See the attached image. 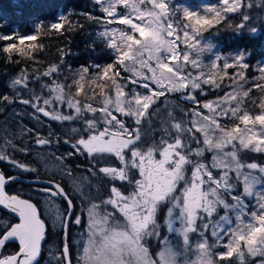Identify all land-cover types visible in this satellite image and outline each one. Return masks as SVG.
<instances>
[{
  "label": "rangeland",
  "instance_id": "obj_1",
  "mask_svg": "<svg viewBox=\"0 0 264 264\" xmlns=\"http://www.w3.org/2000/svg\"><path fill=\"white\" fill-rule=\"evenodd\" d=\"M91 1L95 2V0ZM166 2L169 3L170 0H166ZM116 4L127 5V8L123 6L117 8V12L121 16L128 13L130 15H127L126 23H116L122 27L120 31H115L111 25H105V28H109L115 36L118 47L121 46L117 51L123 52V56L118 57L122 61L120 68L117 69L120 75L119 77L115 76L118 81L111 83L110 92L90 100L89 95L91 93L87 97L85 96L87 94L81 91L79 93L76 92L77 94L74 96L69 95L71 90L69 92L66 91L67 82L65 80L63 87L60 84H54L55 86L51 87L49 81L46 82L45 79L40 78L36 80L37 87L34 89L31 87L29 91L30 93L35 91L33 93L35 97L33 98L32 96L33 100L35 101L43 97L44 100L41 102L40 107L45 108L56 102L57 104H64L65 116L71 118L70 121H66L69 125L66 128L72 132V128L77 129L73 121L79 122L81 126L84 125L85 121H92L93 126L97 125L98 121L107 122L114 109L117 112L122 109L137 111L136 101L139 98L132 94L138 92L141 96H147L149 89L141 86L145 82L149 84V88L153 91L165 88L169 90H182L184 85L189 82L187 76L189 73L192 76L203 73L204 76L199 78H206L220 83L219 88L208 84L209 89H214L215 96L203 102L219 100L228 93H230V96L226 100H222L220 106L211 105L208 109H203L200 106L195 107L194 104L182 99L186 95V92H166L164 96L159 98L157 104L149 109L150 114H155L150 115L139 126L141 140L134 147L142 151V154L148 156L157 153L160 147L164 148L166 144H171V147L175 148V151H181L182 155L186 156V162L190 164V177L195 172L197 178L196 195L191 198L197 200V205L212 206L215 202L219 201L226 204L229 208H232L234 205L236 206L234 211H226L223 207H220L212 218L213 220H218L224 216L230 217V223L224 226L223 231L232 234L233 243H235L236 239H248L251 242L252 238L264 237V180L261 179L264 176V167H261L259 172H254L250 168L245 167V164L252 162L240 161L239 155L244 152L252 153V151L240 150L238 145L241 137L246 142L257 141L261 136H264V128L261 127V123L258 120L245 119L241 122L239 119L231 118L230 115L219 118L223 127H218L216 124L217 117L223 115L226 110L229 112L237 110V117L244 116L247 111L253 118L256 115L262 114V110L260 106L255 108L250 103L244 102V96L239 84L233 83L232 85V80H227V78L217 80L214 79L213 75H210L217 55L213 53L212 46L207 41H203L205 38H202V33L199 34L197 30L204 27L201 26L199 20H196V16H203L205 14L194 12L192 11L193 9H184L180 12H174L175 17L173 18L171 15V20L170 18L168 19V15L162 16L159 14V4H156V7L153 8L148 3V0H110L109 15H112L116 11L114 7ZM99 6L102 7L100 4ZM211 7L223 11L225 5L223 4V0H219L217 5ZM185 10L193 15L196 14V16L192 18L185 17ZM152 13H155V15ZM258 13L263 16V23H261L263 28L264 6L258 9ZM176 15L185 17V19L193 24V28L191 30L185 29V23L183 22V31H179V17ZM243 15L247 14L240 13V23H244L242 20ZM248 16L249 20L245 22L246 28H243L245 33L255 30L251 25L255 23L258 25L252 15ZM133 18H136L137 24L129 27ZM169 23L172 24L174 29L173 36L171 35L172 28L168 26ZM87 32L86 36L90 39L99 36L98 34L100 33L97 31ZM134 32H139V36L136 34L137 37L135 39L133 38ZM108 50L109 55L114 54L112 57L115 62V58H117L116 53L110 49ZM193 60L196 61V68L192 67ZM62 70L63 74L61 75L64 78L69 77V84L72 85L75 82L77 88L81 89L83 87L84 83L82 79H78V72L72 71L71 73L70 69ZM69 72L71 73L70 75ZM18 77L20 75L16 74L15 77L8 78L10 79L8 82L10 95H8L6 101L7 105L10 102L13 104L14 98H19V96L28 92L27 88L20 85H17L15 88L11 86L12 82ZM76 79H78L79 83H76ZM132 80H136L138 83L134 84ZM45 83L49 84V87L53 91L50 92L47 88L43 87ZM204 85L206 84H203L202 87ZM42 87L43 89L45 88V95L38 93ZM234 97L235 99H233ZM149 100L150 98L144 101L141 110L147 105ZM180 102L188 105L186 110L179 108ZM67 107L78 108L79 112H73ZM156 109H159V111L156 112ZM194 109H198L202 114L196 113L192 115ZM169 112L173 114L177 121H180L179 127L172 124V120L168 115ZM14 113L18 115L23 114L18 106H12L8 110H4L3 114H0V150L4 152L11 147L9 138L14 128L12 121ZM113 114L118 119L125 120L129 127H136L131 118L123 117L116 112H113ZM236 125H239V130L234 127ZM17 126L18 132L19 127L20 130L22 128L20 124H17ZM164 128L168 129L167 133L163 131ZM193 134L196 138L203 141L201 145H197L193 140ZM233 137L237 140V146L235 147L232 146ZM179 139H183V144L178 146L176 140ZM120 142L127 143L126 139L122 141L120 139ZM189 144L192 150H196L199 153L197 157L191 160L188 156L189 149L187 146ZM198 146L200 147L197 148ZM30 151L32 153L31 159L36 161L38 166L41 165L43 170H46L45 167L48 166L51 171L60 173L58 162L56 159L49 157L48 150L39 149L35 152L34 148L30 147ZM205 163L212 169L213 175L223 176V179L214 186H208L206 178H203L201 175L206 172L203 167ZM258 164H264V154H262V159ZM229 177L231 178V183H227ZM201 184L205 185L203 191H201ZM226 187L233 188V192L227 193L221 190ZM99 196L102 199L104 198L101 195ZM114 197H112V200ZM240 197H244V199L241 200ZM137 199L135 194L128 193V196L123 201L129 203V206L136 207ZM104 201L110 203L109 199ZM90 203L83 209L86 224L73 225V228L70 230L69 243L73 264H76L78 256L80 257L79 264H105V262H111V264H151V258L148 256L145 245L153 255L166 251L168 253L169 264H264V255L257 254L252 256L248 253L243 243L240 246L243 257L238 253H234L232 257H222V254L227 251L224 245L228 242L229 237L225 236L223 241L216 243L210 230L205 232L208 241L204 248L199 244L201 237L195 232L189 234L188 242L185 243L182 236L176 232L181 228L187 232L188 228H185L181 221L175 218L176 210L173 211L172 215L167 214V209L170 205L162 213L160 236L156 238L153 237L154 227L152 226L150 230H146L148 223L143 228L142 220L143 213V217L152 218L153 207L155 206L154 201L145 200L144 203L142 200L140 201V205L144 209L140 211L142 216L140 215L139 218L130 215L129 210L128 214L121 212V209L115 205L111 209L113 212H116L117 216L112 215L110 208L106 207L104 210H99L98 201ZM49 211L50 213H47L49 214L48 218H50L49 228L50 231H53L59 226L58 221L53 220L56 209L51 206ZM191 214L185 215L184 213L185 220L190 219ZM169 221L173 223V227L171 231L168 230V233H166ZM0 224H4V221L0 220ZM221 234L223 235V233ZM12 241L18 244L15 240ZM62 242L61 240L58 245L52 242H42V252L38 264H56L57 248L61 247ZM81 242H83L82 248L84 251L79 252ZM113 244L116 245L117 255H112L108 249V246Z\"/></svg>",
  "mask_w": 264,
  "mask_h": 264
},
{
  "label": "snow or ice",
  "instance_id": "obj_2",
  "mask_svg": "<svg viewBox=\"0 0 264 264\" xmlns=\"http://www.w3.org/2000/svg\"><path fill=\"white\" fill-rule=\"evenodd\" d=\"M96 3L102 5L101 10L104 12L105 17L103 21H100L99 18H95L92 16H89V19H96L97 22L103 23L105 25L110 23H121V22H127V15H130V13L126 15H120L117 12V8L119 6H123L124 8H127L126 4H116L114 7L116 8V11L112 13V15H109V8H110V0H95ZM148 3L152 5L153 8L156 7V4H159V14L160 15H168L167 9L169 8V4L166 2V0H148ZM223 4L225 7L223 8V12L225 13H235L239 10L240 7V0H223ZM207 12L214 13L212 18L206 17V16H196L190 13L189 11H184V16L188 18H192L196 16V20H199V23L204 25L206 30L207 28H210L214 22H218L222 16L221 11L217 10L215 8H208ZM155 15V13H152ZM242 20L244 22H247L249 20L248 15H243ZM136 18H133L131 20V24L129 27H132L137 24ZM68 22V17L66 16H60L59 22H51L49 27H45L43 22H40L34 31L31 34L28 35H21L18 29H14L9 34L0 33V41H12L11 43L6 44L3 47V52L11 54L13 52L19 53L20 55H25L23 52V48L20 47L21 41L26 40L28 38L32 39V45L29 48V52H36L38 50L43 49V44L39 42L40 40V34H48L49 29L50 30H62L65 26V23ZM2 26V25H0ZM69 27H71L70 23L68 24ZM169 28H172L171 35L173 36L174 29L172 27V24L169 23ZM190 25H185V29H187ZM245 27V23H242L239 28ZM201 31V29H198ZM239 30V29H237ZM139 36V32L133 33V38L135 39L137 35ZM99 37L102 38L107 45V47L114 51L116 53L115 62L112 64H107L103 66H97L92 65L91 67L97 68V71L90 74V67L85 66L82 67L77 75L81 76V79H83V74L87 73L90 75H97L103 76L105 72L111 73V75L118 76L120 73L117 71L118 68H120V65L122 63L121 59L118 57L123 56V52H118V42L115 39V36L112 34L111 30L109 28H105L104 31L99 33ZM10 58V57H9ZM174 58V57H172ZM175 59V58H174ZM223 59V69L227 70L229 68L233 67H239L242 69L237 75L241 80L245 79L243 69H247L249 65L246 63H243L245 60L244 55H237V57L234 59L233 63H229L227 58L223 57H217V61ZM169 64V63H168ZM170 66V64H169ZM192 67L196 68V61H192ZM213 68L216 67L215 62L212 65ZM261 72V76L259 77L260 80L264 81V69H257ZM61 69L59 65H52L50 66L44 73L42 74L43 77H48L52 79L53 83L59 84L56 80V76L60 73ZM75 71V70H73ZM225 71V75H226ZM188 80L183 89H162V90H151L149 88V84L147 82L142 83V87L149 89V92L147 96H141L140 93L135 92L132 95L135 97H138L139 99L136 101L137 103V111H127V110H121L117 112L115 109L110 114V119L107 122L104 121H98L97 125L103 123V127H93L92 121H85L84 122V129H76L72 128V132H80L81 134L79 137L75 140L65 139L64 143L69 144V146L73 149L72 153H69V156L77 155V156H86L88 158V167L84 168L80 174L78 175L76 171L73 170L72 167L66 165L63 163L65 160V157H57L59 161H61L60 164V171L63 176H67L72 183V189L71 191L66 190L64 185L62 183H55V182H48V186L46 188H39L36 189L37 192L41 193L45 197V202L49 204V209H51V206L54 205L57 201L63 200L64 207L63 208H57L55 211V214L53 216V220L58 221L60 224V228L63 230V237H62V247L57 248V256H56V264H73V257L71 253V246L69 243V236H70V228L73 225H85L86 224V218L83 214V209L86 206L88 202V198L90 197L91 193L93 192V189L95 187V182L99 181L101 179H106L110 183L108 185V197L105 199H111L114 195L124 197L127 196L122 190L121 187L118 186L115 182L119 181L121 184L123 183H129L130 177L128 179H125L123 175L115 176L110 175V171H117L119 169L125 168L126 161L129 159L135 160L138 149L134 147V145L138 144L141 140L140 136V125L145 119H148L150 115H154L155 113H149V109L153 107V105L157 104L159 101V98L161 96H164L166 92H174V91H182L186 92V95L182 97V99L189 101L192 104L199 105L203 109H208L209 106L215 105L220 106V102L222 100H226L227 97L230 96V93L226 94L225 97L220 98L219 100H213V101H207L201 102L197 99V96L194 94L196 90H199L201 94L204 93V89L202 87L203 84H212L213 87L219 88L220 83L209 80L206 78H199L203 77L204 74L201 73L197 76H192L191 73L188 75ZM36 79H39V76L35 77ZM28 74L26 70H22V74L20 77H18L15 81L12 82L11 86L15 88L17 85H20L24 88L28 87ZM76 83H79L78 81ZM132 83L136 84L138 81L132 80ZM43 87L47 88L48 91H53L52 88L49 87V84L45 83ZM61 87L63 85L61 84ZM258 87H261L264 89V84L258 85ZM81 89L77 88V92L79 93ZM251 90H245L244 91V97L249 96V92ZM149 102L145 107L142 108L141 106L144 104V101L146 99H149ZM4 99H8L5 97ZM235 99V97L233 98ZM43 101V97L37 100L31 99H22L20 102L25 105H30L35 111L36 108H38ZM64 105V104H60ZM47 106V105H46ZM262 114L256 115L254 118L248 114V112H245L244 116L237 117L236 111L233 110L231 112L225 111L223 115H220L217 117L216 124L218 127H223V125L220 123L219 118L224 116H229L231 118L239 119L241 122L245 119H255L260 121L261 127L264 128V100L261 101L260 104ZM68 109L72 110L73 112L78 113L79 109H73L71 107H67ZM156 112L159 111V109L155 110ZM113 112L119 113L123 117L131 118L136 125V127H129L125 120L118 119L116 115L113 114ZM39 113H42L45 117H50V119L58 122H65L70 121L69 116H53L51 115L48 110L42 108ZM200 113L202 114L198 109H194L192 111V115ZM95 115V113H93ZM169 117L172 120V124L176 125V127L180 126V121H177L173 114L169 112ZM239 130V125L234 126ZM31 131V130H29ZM163 131L165 133L168 132L167 128H164ZM109 133H112L113 135H117L120 137L121 141L126 139L127 143H121L120 141H117L115 144L112 143L113 141V135H109ZM54 136V133H49V137ZM96 136H102L105 145L107 146H98L97 142H92L93 138ZM163 139V137H162ZM59 138H57L58 142ZM193 140L196 142L197 145H201L203 143L202 140L195 137L193 134ZM232 146H237V140L235 137L232 138ZM35 143L40 146H45L53 143V140L50 138H42L39 133L36 134V140ZM176 144L179 146L183 144V139L176 140ZM238 145L240 147V150H246V151H252L256 153H262L264 154V136H261L260 139L257 141H245L243 137H241L238 141ZM15 148V145H13ZM189 152L188 156L191 160L192 158H195L199 155V153L196 150H192L191 145L188 146ZM198 146L197 148H199ZM219 147V145H217ZM20 151L27 154L26 148H20ZM207 150V149H206ZM99 158V159H98ZM108 158H114L116 162H118V166L116 164H111L108 162ZM123 158V160H122ZM0 161H5L8 164L12 165L15 168H19L22 171L26 172H36L37 169L34 167H29L25 163L18 162L14 157L7 155L4 151L0 150ZM132 167H137L135 163H133ZM204 169L206 170L205 173H202V177L206 178L207 185L208 186H214L215 184L219 183L223 176L219 175H213L212 169L209 167L208 164L203 165ZM245 167L250 168L254 172H259L261 167H264V164H258L256 162L247 163L245 164ZM137 171L139 172V168H137ZM16 176H9L6 175L3 171H0V206H3L5 209L9 210L11 213H13L17 218L18 222L15 223H5L0 224V228L3 229L2 233H0V249H3L5 244L9 241L15 240L18 241V250L14 252L13 254L6 255V256H0V264H38L39 258L41 256L42 252V242L46 239V231H47V225L45 223V219L42 218V214L40 209L37 206V203H34L32 199L24 198L21 194H9L6 191V185L10 184L12 181L16 180ZM192 179H196L195 172L193 173ZM262 180H264V176L261 177ZM37 183L41 182L37 178ZM139 184V182H137ZM227 183H231V178L229 177L227 180ZM179 181L173 180L172 186L170 187L169 191H174L175 188H178ZM205 188L204 184H201V191H203ZM224 192L232 193L233 188H224L221 189ZM187 189H184L178 196L169 197L168 194L164 193L161 194V198L154 201L155 205V211L153 214V221L157 219L158 216V210L159 208L164 204H169L170 207L167 209V214L172 215L173 211L176 210L175 218L179 219L183 226L185 228H188V231L185 232L183 228L178 230L176 233L178 235H181L184 242L187 243L189 239L190 233H198V235L201 237V240L199 242L200 246L204 248L207 244V237L205 236V232H208L210 230L211 235L215 238L216 243H220L224 240L225 236H228V242L224 245V247L227 248L226 253L222 254V257H232L234 253H238L241 257H243V252L240 251L241 243L244 244V246L247 248V251L252 256H255L257 254L264 255V237H256L252 238V241L250 242L248 239H236L235 243H233L232 234L230 232L225 233L223 231V228L226 224L230 223V217L224 216L222 218H219L218 220H213L214 214L218 212V209L220 207H223L226 211H234L236 209V206H232V208H229L226 204H223L219 201L215 202L212 206H205L203 204L196 205L194 202L190 204V207L185 209L183 204L184 194L187 192ZM235 199V197H233ZM255 198V196H253ZM241 200L244 199V197H240ZM113 206V205H109ZM246 208V205H245ZM193 209H195L193 211ZM184 212L185 215L188 213L191 214V218L188 220H185V216L181 215V212ZM79 212V214H78ZM199 221V226H198ZM173 223L169 221L167 224V228L169 231L172 230ZM152 228V223H149L147 225L146 230H150ZM223 233V235L221 234ZM156 238H159L160 233H154ZM81 247L79 248L80 251H84ZM143 243V241H141ZM145 248L147 249L148 256L151 258V264H169L168 259V253L166 251H161L153 255L150 252V249L147 248L145 245ZM108 249L112 255H117V248L116 245H109ZM80 257L78 256L76 259V264H79ZM105 264H111V262H105Z\"/></svg>",
  "mask_w": 264,
  "mask_h": 264
},
{
  "label": "trees",
  "instance_id": "obj_3",
  "mask_svg": "<svg viewBox=\"0 0 264 264\" xmlns=\"http://www.w3.org/2000/svg\"><path fill=\"white\" fill-rule=\"evenodd\" d=\"M219 0H170L169 8L167 9L168 19L174 18V12H180L184 9H193L194 12H201L209 18H212L214 13L207 12L208 8L217 5ZM111 6V5H110ZM264 6V0H240V7L236 13H225L221 11L222 18L218 22H214L210 28L204 30L205 26L201 24V31L203 41H207L212 46V51L217 57L227 58L229 63H233L237 55H244L243 63L249 65L247 69H243L245 79L241 80L237 73L242 71L239 67L223 69L224 60L217 61L215 59L216 67L211 69L210 75L214 79L232 80L231 84L237 83L241 87L240 90L244 96L245 90H251L248 97H244V102L257 108L261 101L264 100V89L258 85L264 84L260 80L261 72L257 69H264V27L262 28L263 16L258 13V9ZM113 7V6H112ZM98 3L91 0H0V33L9 34L14 29H18L21 35L31 34L36 26L43 22L45 27H49L51 22H59L60 16L68 17V22L62 30H50L48 34H40L39 42L43 44V49L36 52H29L32 45V39L28 38L21 41L20 47L23 48L25 55L13 52L11 54L4 53L3 47L12 41H0V77L16 76L22 74V70H26L29 82H34L36 76L53 83L52 79L43 77L42 74L52 65H59L61 73L56 76L57 82L63 85L64 80L67 82L66 91L74 96L77 93L75 82L69 84V77L64 78L62 69L73 70L79 72L82 67L89 66L90 74L97 71V68L92 65L103 66L114 63V58L109 51L104 40L99 36L95 38H88L87 31L102 32L105 30V24L97 22L96 19H89V16L104 20V13ZM173 8V10H171ZM241 14L252 15L258 25L255 23L251 27L255 28L253 33H245L243 28H239L242 24ZM259 14V15H258ZM179 17V31H183V22L185 25H190L189 30L193 28L185 17ZM70 23L71 27L68 26ZM245 23V22H244ZM114 27L115 31L122 30V27L116 23L107 24ZM239 29V30H237ZM249 34V35H248ZM99 35V34H98ZM204 36V37H203ZM121 47V46H119ZM118 47V48H119ZM10 57V58H9ZM226 71V75H225ZM69 72V75L71 74ZM83 74V92L89 99L96 98L102 94H107L111 90L112 82L118 81L114 75L105 72L103 76ZM81 80V76L78 75ZM39 78V79H40ZM49 79V80H48ZM76 79V81H78ZM75 80V79H74ZM73 81V80H71ZM102 85V86H101ZM75 86V88H74ZM66 87V85H65ZM204 93L201 94L197 90L194 94L202 103L203 101L215 96L214 89H209L208 84L203 86ZM45 89V88H44ZM43 87L40 88L42 95H45ZM32 98V97H31ZM3 98H0V100ZM0 104L2 102L0 101ZM187 104L179 103V108L186 110ZM195 107L199 105L194 104ZM262 159L261 153H241L239 155L240 161L260 163ZM1 214H7L0 209ZM161 223V222H160ZM49 230V229H48ZM46 231V239L43 243L60 244L62 237L59 230ZM3 229L0 228V233ZM18 247V244L9 241L5 244L3 249H0V256L13 254ZM41 257V256H40Z\"/></svg>",
  "mask_w": 264,
  "mask_h": 264
},
{
  "label": "flooded vegetation",
  "instance_id": "obj_4",
  "mask_svg": "<svg viewBox=\"0 0 264 264\" xmlns=\"http://www.w3.org/2000/svg\"><path fill=\"white\" fill-rule=\"evenodd\" d=\"M15 77L13 76H3L0 77V101L2 104H0L2 110L0 114H3L4 110H8L12 106H18L20 108L21 112H23L22 115H18L17 113H14L12 116V121L14 123V128L12 129V134L9 138V144L11 145L10 149L6 150L5 153L7 155H10L14 157L18 162L25 163L29 167H34L37 169L36 172H26L22 171L19 168H15L12 165L8 164L5 161H0V171H3L6 175L9 176H16L17 179L12 181L10 184L6 185V191L9 194H21L24 198H31L34 203H37L38 208L41 211L42 218L45 219V223L47 225V230L49 228V220L47 213H50L49 211V204L45 202V197L36 191V189L39 188H46L48 186V182H55V183H62L66 190L71 191L72 189V183L71 180L67 176H63L60 173H55L54 171H51L48 166L45 167L46 170H43L41 165L38 166L36 161H33L31 159V151L30 147L34 148V151H38L39 149L42 150H48V155L51 158L56 159L57 157H65V160L63 163L73 168L74 171L77 172L79 175L80 172L88 167V158L86 156H77L72 155L69 156V153L73 152V149L69 146V144L64 143L65 139L75 140L79 137L81 134L80 132H70L66 126H69L66 121L65 122H58L50 119V117L43 116L42 113H39V111L44 107H38L36 108V111L30 106L25 105L21 103L20 101L22 99H31L35 97V95L31 90V87L34 89L37 87V82H29L28 80V92H25L24 95L19 96V98H14L13 104H6L7 99H4L5 97L8 98V95H10L8 90V82L10 79ZM51 87H54V84H50ZM4 95H6L4 97ZM37 98V97H36ZM44 100V99H43ZM61 103L57 102L53 105L48 106L45 108L48 110V112L53 116H65L64 113V107L63 105H60ZM19 112V111H17ZM75 124V127L77 129L83 130L84 125L81 126V124L77 121H73ZM17 124L21 125V130L19 127V130L17 132L18 126ZM103 123L99 125H93V127H102ZM31 130V131H29ZM54 133V136L49 137V133ZM39 133L42 138H50L53 140V143L45 146H40L35 143L36 140V134ZM109 135H113L112 133H109ZM57 138H59L57 142ZM117 141H120L119 137L117 135H113V141L112 143L115 144ZM92 142H97L98 146H107L105 145V142L102 138V136H96L93 138ZM15 145V148L13 147ZM20 148H26L27 154L20 151ZM39 148V149H37ZM177 148V147H176ZM99 159V158H98ZM123 160V158H122ZM186 156L182 155L181 151H175V148L171 147V144H166L164 148L160 147L158 152L153 155H144L142 154V151H138L137 156L135 160L129 159L126 161V167L123 169H119L117 171H110V175H123L125 179H128L129 177L130 182L129 183H123L116 181L115 183L121 187V190L127 194H135L137 196V206L132 207L129 206V203L124 202L123 200L126 199L127 196L120 197L115 196L114 199L110 200V203H106L107 199H104L108 197V185L109 181L106 179H101L99 181L95 182V187L93 189V192L90 195V199H88V202L86 204H91L90 202L98 201V209L104 210L107 208H112V206L109 205H115L116 207H119L121 209V212L127 213L129 210L130 215H134L135 218H139L141 215L140 211H143L144 207H141L140 201L142 200L143 203L145 200L147 201H155L161 198V194H168L169 197L178 196L184 189H187L188 191L184 194L183 204L184 208L187 209L190 207V204L194 202L197 205V200H193L192 198L196 195V188L197 183L196 179H192L190 177V164L186 162ZM59 166L61 164V161L56 159ZM108 162L111 164H116L118 166V162L114 160V158H108ZM133 163L137 167H132ZM42 166H44L42 164ZM137 168H139V172L137 171ZM37 178L39 179V183H37ZM178 180L179 186L178 188H175L174 191H169L170 187L172 186V181ZM139 182V184L137 183ZM199 188V187H198ZM101 195L104 197L103 199L99 196ZM192 197V198H191ZM190 201V202H189ZM64 201L57 199L56 203L52 205L57 208H63L64 207ZM85 206V207H86ZM169 204L162 205L158 210V216L155 221L153 219H148V217H143V228L146 227V223H152V226L154 227V233H160L161 228V216L162 213L167 209ZM115 208V207H114ZM97 209V210H98ZM47 211V212H46ZM83 211V210H82ZM112 211V209H111ZM155 211V206L153 207V213L152 217ZM116 212L112 211V215H115ZM46 214V215H45ZM79 214V212H78ZM84 214V211H83ZM181 215H184V212H181ZM0 220L4 221L5 223H15L17 222V218L15 216L9 215V214H1L0 212ZM169 223V222H168ZM58 227L55 230L60 231V236L63 237V230L60 228V224L58 222ZM157 227V229H156ZM73 228L71 226L70 230ZM48 230V231H49ZM54 231V230H53ZM71 232V231H70ZM153 233V237H155ZM166 233H168V229H166ZM71 236V234H70ZM69 236V237H70ZM62 246V245H61Z\"/></svg>",
  "mask_w": 264,
  "mask_h": 264
},
{
  "label": "water",
  "instance_id": "obj_5",
  "mask_svg": "<svg viewBox=\"0 0 264 264\" xmlns=\"http://www.w3.org/2000/svg\"><path fill=\"white\" fill-rule=\"evenodd\" d=\"M253 33H254V31H253ZM0 209L1 210H3L4 212H6L7 214H9V215H12V216H15L13 213H11L9 210H7V209H5L3 206H0ZM16 217V216H15ZM17 218V217H16ZM17 222H18V218H17ZM62 247V246H61ZM18 250V247H17V249H16V251ZM15 251V252H16Z\"/></svg>",
  "mask_w": 264,
  "mask_h": 264
},
{
  "label": "bare ground",
  "instance_id": "obj_6",
  "mask_svg": "<svg viewBox=\"0 0 264 264\" xmlns=\"http://www.w3.org/2000/svg\"><path fill=\"white\" fill-rule=\"evenodd\" d=\"M16 242H18V241H16Z\"/></svg>",
  "mask_w": 264,
  "mask_h": 264
}]
</instances>
